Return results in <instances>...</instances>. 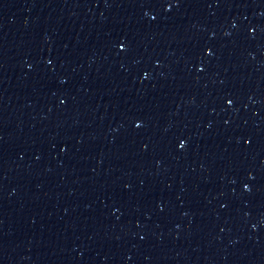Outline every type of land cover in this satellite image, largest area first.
<instances>
[{
  "label": "water",
  "instance_id": "obj_1",
  "mask_svg": "<svg viewBox=\"0 0 264 264\" xmlns=\"http://www.w3.org/2000/svg\"><path fill=\"white\" fill-rule=\"evenodd\" d=\"M0 264H264V0H0Z\"/></svg>",
  "mask_w": 264,
  "mask_h": 264
}]
</instances>
